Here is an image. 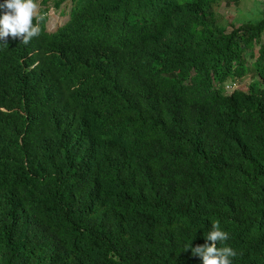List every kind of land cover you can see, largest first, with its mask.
Returning a JSON list of instances; mask_svg holds the SVG:
<instances>
[{
  "label": "trees",
  "instance_id": "trees-1",
  "mask_svg": "<svg viewBox=\"0 0 264 264\" xmlns=\"http://www.w3.org/2000/svg\"><path fill=\"white\" fill-rule=\"evenodd\" d=\"M223 1L36 0L0 41V264H202L212 221L264 264V13Z\"/></svg>",
  "mask_w": 264,
  "mask_h": 264
},
{
  "label": "clouds",
  "instance_id": "clouds-1",
  "mask_svg": "<svg viewBox=\"0 0 264 264\" xmlns=\"http://www.w3.org/2000/svg\"><path fill=\"white\" fill-rule=\"evenodd\" d=\"M36 0H0V41L9 36L20 39L22 43L40 34V23L36 18ZM205 243L202 246L188 248L193 257H198L202 264H232L236 256L235 250L227 245L229 233L222 230L219 221H212V230L205 233ZM217 242L219 245L217 246Z\"/></svg>",
  "mask_w": 264,
  "mask_h": 264
},
{
  "label": "rangeland",
  "instance_id": "rangeland-1",
  "mask_svg": "<svg viewBox=\"0 0 264 264\" xmlns=\"http://www.w3.org/2000/svg\"><path fill=\"white\" fill-rule=\"evenodd\" d=\"M71 8V2H67L60 11L51 9L48 13L47 30L53 33L64 26L70 18ZM40 11L41 6H37L36 16ZM259 12L264 13V0H242L240 4L235 5H229L227 4V1L224 0L218 11L219 15L223 17L225 22L234 23L236 28H239L242 25L245 18H249V16L255 17ZM232 30L233 28L228 26V33H231ZM258 49L259 48H257V50ZM241 84L242 83H240V85ZM245 84L246 83H244V85Z\"/></svg>",
  "mask_w": 264,
  "mask_h": 264
}]
</instances>
